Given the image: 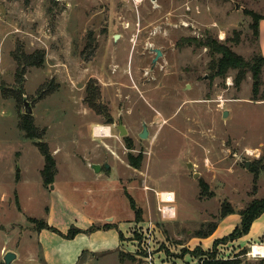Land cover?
Wrapping results in <instances>:
<instances>
[{
  "label": "rangeland",
  "instance_id": "1",
  "mask_svg": "<svg viewBox=\"0 0 264 264\" xmlns=\"http://www.w3.org/2000/svg\"><path fill=\"white\" fill-rule=\"evenodd\" d=\"M252 13L264 15V0H0V264L7 250L17 254L11 264H200L181 250L212 248L196 233L219 222L222 203L239 212L264 198V69L260 81L249 72L240 87L236 70L211 79L209 50L193 40L230 38L250 60L260 49ZM155 48L163 54L152 68ZM36 50L45 52L43 65L18 62L17 54ZM89 81L99 92L93 101ZM25 100L41 139L20 126ZM96 126L109 135H94ZM36 141L56 160L51 184ZM162 191L176 195L172 216L160 210ZM131 200L151 260L128 239L123 246L141 253L136 260L101 251L113 234L104 219L126 218ZM42 220L57 231L39 235ZM237 221L220 220L217 238ZM255 224L249 233L260 231L255 239L264 242V216ZM72 228L80 232L65 237ZM249 233L221 245L220 255L247 248L235 264H264V256L248 255L260 244L249 245Z\"/></svg>",
  "mask_w": 264,
  "mask_h": 264
},
{
  "label": "trees",
  "instance_id": "2",
  "mask_svg": "<svg viewBox=\"0 0 264 264\" xmlns=\"http://www.w3.org/2000/svg\"><path fill=\"white\" fill-rule=\"evenodd\" d=\"M253 16V23L252 28L254 31V37L258 44L259 39V24L261 19L264 18V15H256L254 13L251 14ZM230 38H227L225 42H221L217 38L213 37L211 34L205 35L202 39L195 38L193 41L195 45L197 46H203L207 47L209 50V54L211 57V60L209 62L208 68L210 69V78H226L230 71L236 70L237 74L234 78L235 85L237 87H240L242 82L247 78V74L249 72L252 73L254 78L256 80L261 79V75L263 73L264 69V55L260 52V49L257 45L258 52L252 57V59L248 60L245 59L242 55L238 54L232 47V44H230ZM18 62H21L23 59L27 62L28 65L32 66H41L45 62V52L41 50H36L35 52H32L28 55H18L16 56ZM24 71V67L21 68V72ZM19 73V74H20ZM256 88L259 86L258 82H256ZM87 97L88 100H92L94 98H99V92L94 91V86L91 82L87 85ZM259 92L256 90L254 93V99L258 100V94ZM264 96V95H262ZM93 97V98H92ZM264 98H261V100ZM20 126L23 129V131L26 133V136L32 139H41V133L38 131L37 126L35 125V122L31 115L24 114L22 120L20 121ZM36 144L38 145L40 151L45 156V165L42 170V175L44 178L45 184H51L54 181V176L57 171V163L50 152L48 145L46 142L42 141H36ZM203 189L206 190V185L202 184ZM131 206L135 212L136 219L135 221L139 224V222L142 220L141 215H139L138 210L135 208L134 201L131 200ZM238 213L241 217L240 223L235 227V229L226 237L222 238H216L213 241L212 248L209 250H203L200 247H197L194 250H190L189 248H182V252L180 255L184 256L188 252L192 254L193 257L199 258L200 264H235L236 257L240 254L247 253L248 249L243 248L239 251L238 254H235L231 258H225L220 255V249L219 247L221 245L228 244L230 242H233L239 238H241L244 235H247L255 220H257L263 213H264V198L262 199H255L243 210H240L239 212L235 211V209L230 205L229 202H223L221 205V213L219 219H223L227 217L230 214ZM141 214V213H140ZM219 220V221H220ZM219 225V222H216V224L213 225L209 230L202 231L199 230L196 233V236L199 238H208L217 230ZM111 223H105L102 228L109 229L112 228ZM93 228H96L94 226ZM42 229H51L54 231H57L56 228H54L52 225H50L46 220H42V222L39 224L37 231H40ZM80 232V230L70 229L68 234L65 235L67 238H73L75 235H77ZM122 235L121 238L123 239L124 236L122 232H120ZM135 236L138 239V245H140V237L137 235L135 231ZM160 248V247H159ZM158 248V249H159ZM140 249V248H139ZM168 253L170 251L166 249ZM257 253V252H255ZM141 255V253H139ZM263 254V253H262ZM119 257L122 262H124L125 259H133L136 260L135 254L125 252V251H119Z\"/></svg>",
  "mask_w": 264,
  "mask_h": 264
},
{
  "label": "crops",
  "instance_id": "3",
  "mask_svg": "<svg viewBox=\"0 0 264 264\" xmlns=\"http://www.w3.org/2000/svg\"><path fill=\"white\" fill-rule=\"evenodd\" d=\"M259 28H260V52L264 55V18L261 19L260 24H259ZM260 144L264 145V142H260ZM0 203L1 204L3 203V195L2 194L0 196ZM131 212L133 213L134 211H132V209H131ZM131 212L126 216V218H123V219H117L116 220V217H114V218L107 217V218L104 219V224L105 223H111L112 226H113L112 228H109L108 230H104V231L105 232H111L113 234H112V236H110L109 238H107V240L104 241L103 249L101 251H104V252H111V251L118 252V251H121L122 250V251L127 252L126 251V248L123 246V239H128V240H130L132 242H136L137 241V243H138V239L135 236V231H136L135 228L137 226H139V224L135 221V212H134V217H133V214ZM232 216L237 217V219H238L237 224H239L240 221H241V217H240L239 214H236V213L230 214L227 217L221 219L222 223H224L229 217H232ZM263 216H264V213L257 220H255V222L253 223V226L252 227H254V225H256L255 223L256 222H259L260 219H262ZM92 221L93 220L91 218H88L87 219V224H90L91 225L92 224ZM121 224H122V226L124 228L123 231L121 229L119 230V227H120ZM219 224H220V221H219ZM218 227H219V225H218ZM44 230H46V229L40 230L39 231V235H40V233L41 234L44 233ZM251 230H252V228H251ZM120 232H122V234L124 236L123 239L121 238L122 235L120 234ZM217 233H218V228L213 233V235H211L210 237H208V238H200V239L214 241L217 238ZM260 234L261 233L259 231V233L257 234V236L254 235V237H253V235H251V233H249V236L251 235V237H250L251 239L249 240V245L251 243H260V245H262L264 247L263 240L257 242L256 239H255V238H258V236H260ZM231 243H234V242H230L228 244H231ZM6 252H8V250ZM75 252H76V249H75ZM129 253H132V252H129ZM132 254L133 255L135 254L137 256H140L139 253H132ZM192 264H193V262H192Z\"/></svg>",
  "mask_w": 264,
  "mask_h": 264
},
{
  "label": "built area",
  "instance_id": "4",
  "mask_svg": "<svg viewBox=\"0 0 264 264\" xmlns=\"http://www.w3.org/2000/svg\"><path fill=\"white\" fill-rule=\"evenodd\" d=\"M99 126L94 127V130L96 133H99ZM257 150H247V153L250 155H259L256 152ZM158 199L160 203L162 204L160 207V210L162 211L164 216H172L175 213V200H176V195L173 191H162L158 192L157 194ZM173 208V209H172ZM172 211V213H171ZM170 213V214H169ZM149 231H151V226H149ZM141 244V243H140ZM139 246V245H138ZM141 250L145 252V256L151 260L153 257L152 254V249H151V240H149L147 247H143V245H140ZM252 252L248 253V255H252L253 257H261L264 256V247L260 244H253L252 247ZM255 251H262V254H256ZM150 264V263H149Z\"/></svg>",
  "mask_w": 264,
  "mask_h": 264
},
{
  "label": "water",
  "instance_id": "5",
  "mask_svg": "<svg viewBox=\"0 0 264 264\" xmlns=\"http://www.w3.org/2000/svg\"><path fill=\"white\" fill-rule=\"evenodd\" d=\"M118 37L119 36L116 35L115 36V39H117ZM154 50L157 53V55H156V57L153 60V64H156L158 58L160 56H162V50L159 49V48H155ZM32 112L33 111L31 109V106H30L29 102L27 100H25V113L32 114ZM227 115H228V110H225L224 111V116H227ZM118 128L120 129V132H121L120 134L121 135H126L127 134V129L125 128V126L123 124H120L118 126ZM148 134H149V131H148V128H147V124L144 123V125H143V131L141 132L140 137L141 138H147L148 137ZM243 163L245 164L246 168H249L251 161H249V160H243ZM192 165H193L192 163H189L188 164L189 167H191ZM92 167L96 170V172H99L100 171V167L98 165H93ZM194 176L195 177L198 176V173H196ZM15 258H17V254L15 252H12V251L6 252L5 253V256H4L5 264H11L12 261Z\"/></svg>",
  "mask_w": 264,
  "mask_h": 264
},
{
  "label": "flooded vegetation",
  "instance_id": "6",
  "mask_svg": "<svg viewBox=\"0 0 264 264\" xmlns=\"http://www.w3.org/2000/svg\"><path fill=\"white\" fill-rule=\"evenodd\" d=\"M153 51L155 52L154 49H153ZM162 54H163V52H162ZM156 55H157V53L155 52V57H156ZM155 57H154V58H155ZM160 57H161V56H160ZM160 57H159V58H160ZM154 58H153V60H154ZM159 58H158V59H159ZM153 60H152V68H153V66L155 65V64H153ZM157 61H158V60H157ZM89 82H91V81H89ZM89 82H88V84H89ZM88 84H87V85H88ZM86 92H87V90H86ZM120 124H122V120H121V119L118 120V125H120ZM118 130H119V133H121L119 128H118ZM127 132H128V131H127ZM94 135L97 136V135H100V134L95 132ZM120 135H121V134H120ZM92 166H93V165H92ZM99 167H100V166H99ZM109 168H110V167H109ZM102 169H103V167H100V170H102Z\"/></svg>",
  "mask_w": 264,
  "mask_h": 264
},
{
  "label": "bare ground",
  "instance_id": "7",
  "mask_svg": "<svg viewBox=\"0 0 264 264\" xmlns=\"http://www.w3.org/2000/svg\"><path fill=\"white\" fill-rule=\"evenodd\" d=\"M99 134H101V135H109V128L108 127H104V126H99ZM173 209V208H172ZM171 213H172V211H171ZM170 214V213H169ZM258 254H262V253H258ZM263 255V254H262Z\"/></svg>",
  "mask_w": 264,
  "mask_h": 264
}]
</instances>
